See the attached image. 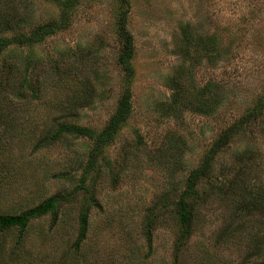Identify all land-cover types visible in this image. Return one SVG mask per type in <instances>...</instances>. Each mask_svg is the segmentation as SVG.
<instances>
[{
  "label": "rangeland",
  "instance_id": "374dc122",
  "mask_svg": "<svg viewBox=\"0 0 264 264\" xmlns=\"http://www.w3.org/2000/svg\"><path fill=\"white\" fill-rule=\"evenodd\" d=\"M128 1L131 114L87 191L78 185L89 152L125 86L120 0H76L67 27L0 52V213L75 192L54 223L45 214L21 233L0 229V264L264 263V0ZM60 8L0 0V36L56 20ZM227 134L195 185L185 231L175 203Z\"/></svg>",
  "mask_w": 264,
  "mask_h": 264
},
{
  "label": "trees",
  "instance_id": "16d2710c",
  "mask_svg": "<svg viewBox=\"0 0 264 264\" xmlns=\"http://www.w3.org/2000/svg\"><path fill=\"white\" fill-rule=\"evenodd\" d=\"M122 4V9L119 13L117 19V33L122 41V48L118 56V62L125 73V86L120 95L117 103L115 112L109 119L108 124L98 132L96 135L92 149L89 152V157L84 167V171L81 177V183L78 188L87 191L88 188L84 185V180H86L88 173L96 165L97 158L103 152L104 148L112 141L117 131L121 128L123 123L130 117L131 114V81L133 77V67L130 63L131 57L133 55V35L127 27V17L129 13V1L120 0ZM76 4V0H59L60 14L58 19L51 22H47L34 27L28 33H22L15 36H0V52L2 49L10 44L18 43H32L42 41L46 36L55 33L56 31L65 28L69 25L71 9ZM73 128V130L80 131L81 128ZM68 129V127H63ZM58 134L55 132L53 135ZM229 135H225L218 140H216L211 148L203 154L201 162L195 168H193L188 174L185 187L180 193L176 201V214L181 226V229L187 231L190 218V198L194 193L195 185L198 179L204 175L209 167L210 161L215 154V152L223 145L228 142ZM75 192L67 193H57L52 195L38 205L31 207L25 211L17 214L0 213V229H7L10 227H18L20 233L27 227L28 223L36 218H39L45 214H50L52 216V223L56 220V215L58 213L59 207L70 198L74 196ZM89 195L83 197V203L79 213V231L78 236L75 240V247L85 239L87 225H88V214L91 207ZM145 235L147 238L148 245H151L150 239V223L146 221L144 225ZM264 264V263H262Z\"/></svg>",
  "mask_w": 264,
  "mask_h": 264
}]
</instances>
